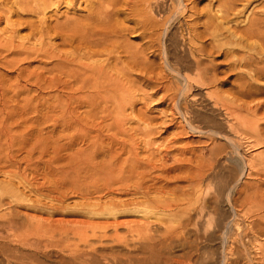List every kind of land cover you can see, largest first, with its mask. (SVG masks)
<instances>
[{"label":"bare ground","instance_id":"bare-ground-1","mask_svg":"<svg viewBox=\"0 0 264 264\" xmlns=\"http://www.w3.org/2000/svg\"><path fill=\"white\" fill-rule=\"evenodd\" d=\"M14 1H15L14 2L15 6L17 7L18 10H20V11L22 10V12L23 11L24 12L25 11L26 12L32 11V13L35 12L38 16H42V18H44V19H42V21L39 23V25H34L35 27L32 26V29L34 28L33 31L30 28L31 32H32L31 37L24 38V37L20 36L21 38L19 39V36H18V39H16V40H18V41L21 40V42H18L19 44H16L17 41L15 43H14V41H11V38H13L12 36H15V35L17 36V34H15V33H13L15 35H13L11 33L12 36H10L9 41H3L4 39L1 38L2 36L0 37L1 38L0 39V60L2 59L0 61L2 63H0V64H1V66H3V69L4 68L8 69V70L11 69L17 73V76H15L16 77L15 83L14 82L8 83L11 81V78H10V80L6 81L7 80L6 77H9L8 74L0 75V107H2L1 111L3 110L4 112L3 111L2 112L6 113L7 117L5 115L4 116L6 118H9V120H10V118H26V117H28L29 113L30 114L33 113V112H30L31 111L30 109L33 106V104L35 103V105H36V107H35L36 117L35 118H38V122H39V125L41 127H42L41 122L45 121V119L47 120V118H51L50 120L53 121V118L54 119L58 118L57 122H58L59 127H60L59 129H61V132H62V133L61 132L60 133L63 134V137H62V135L60 137H62L63 139L68 138V140H69V141H67L65 139L66 142H68V143L64 144L62 147H58V148H61V151H62L61 154H63V151L67 152V150H71V149H68L71 146H72V148H74L78 142H84V143L86 142L88 147L86 148V150L82 154L74 155V154H71L72 151H70V153H68V155L71 154L69 157L68 156L63 157V155L65 153L62 156H60V159L58 158L60 153H58V155L56 156L57 159H59L58 161H61L60 163H62V167L60 168V173H61V175H64L65 177L68 176L67 179L70 177V174L72 176V174L76 172L79 174L83 173L85 175L94 176V177H96V179H98L97 176H99L100 181L104 180L107 183L109 182L111 185L114 182L118 183L119 181H121V185H122L124 182L127 183L128 181H134L135 180V182H136V184H135L136 190H134L135 194L133 193L134 188L133 189L131 188L132 189L131 190L129 188V186L126 184L128 186L127 190L128 191L131 190L129 193L132 192L134 194L133 196H139L141 198V200L137 201L138 199L137 200L133 199L131 201H125V202H119V203L116 202L113 204L110 203L111 205H113L111 208H113L114 206H115V208L116 207H120V208L134 207V210H135V208H137L139 210H140V208L141 209L143 208L144 210H142V211L146 214H154L151 211L153 208H154V211L158 210L159 212L161 211L163 213L167 212L165 214H168V212H172L171 214H173L175 211H177L176 215L174 214L175 216H177V214H179V213H185V211L182 210L181 207H179L178 201L180 198H178V201H177V198H175L176 202L175 201L172 203H170L169 201H168L169 203L164 202L166 204H164L163 202H160V201H159V203H161V204H159V203H157V199H156L155 206L153 204L154 207H152V209L150 210V208L148 206H149V204L153 203V200L150 199V193L153 191L157 192L159 190V188H158V190H156V188L154 186L155 184L153 186L152 185L148 186V182L149 183L151 182L150 181L151 180V176H150L151 174L150 173L153 170H160V171H163V173L169 172L170 170H174V171L180 170V172L183 175V178L186 179V181L190 183V187H193L192 184H195L196 187H194L193 190L194 191H200L201 189L199 190V188L200 187L202 188L201 184L206 180V178L209 179L207 176L211 172V170H213L214 166L217 168H220V166H218V165L216 166V163L219 161L220 157H223V155L226 154L229 149H233V151H232L233 153L237 149L236 148V142H235L236 140L234 141V136H236V137L240 136V135H238L239 133L242 132V130L240 132V129H244L243 131L248 130V132L249 131L251 132V125H252L251 124V122H252L251 121V114L257 113L258 108L251 107V104H248L246 102V100L249 98L251 99V89L252 88L264 89L263 87H261L259 85H253V84H251V82L250 83H247V82L243 83L242 82L241 85L239 84L238 91L236 92L237 96H235L236 95L235 94L234 95L235 97L233 96L234 98H232L231 100H230V97H228L229 99L225 98V97L223 98L221 96L223 93L221 94L218 89H215L214 91H206L205 96L211 101L212 109L218 110V112L222 111V113H223L222 118L225 119L224 120L225 121L224 127L219 125V123H217L213 119L209 120V123H211V124L213 123L212 125H210L209 123H206V124H209V126H206V125L202 126L203 125L202 122L203 121L206 122L207 120L206 121L201 120L202 121L201 126H200V123H199V125H197L195 123V121H197V120H195V119L191 120L193 117H192V114L190 112L191 109L189 110L190 105H188V103H187L186 92L191 91L192 89L195 90V88H197V89L198 88L210 89L212 87L218 86V84L219 85L221 84L222 86H224L226 84L225 81L221 82V80L218 79L217 70L215 68H213L214 60H212V57H214L217 54H219V55L221 54V55H224L226 57L233 55L231 59H232V64L235 67H238V66L242 67L243 66L245 68H250L249 69L250 71H251V67H254V71L256 72V75L259 78L263 77L262 69L257 68L256 66L253 65V63L256 62V61H254L255 60L254 59V56H255L254 53L259 55L262 59L264 58V21L259 20V22H257V21L255 22L253 20L246 19L242 23L247 24V27L237 28L239 25L236 26L235 28L229 27V25L237 20V17L242 12H244L245 7L249 6L253 2V0H224L220 4H218L219 3L218 2L217 3L218 6H217V9L215 11V15L209 16L207 21H204V22H200L197 20H195L194 22L185 21V18H184L185 15L184 14L187 11V10H185V8L187 7L186 2H188L190 0H170L172 7L170 10H168L169 11L168 15L164 12V7L162 5L165 0H138V1H136L137 3L135 2L136 4L133 2L132 4H134V5L129 7L130 8L129 12L130 13L132 12L130 21H132L133 23L136 24L135 25L136 28H133V27L129 28V27L124 26L122 24V22H119L120 21L119 19H118V21H116L117 18L115 16H118L121 13H123L122 12L123 8H121L122 5L120 6L121 9L118 8L119 7L118 6V7L112 8L110 10L111 6H109V7L106 6V4H107L106 0H83V3H86L85 9L87 8V13H86L87 15L85 17H83V19L80 18L81 19V20L79 19L80 21H77V20L71 21V20H67L68 18H66V21L64 23L61 22L62 24H57L55 26H53L52 23L47 22L48 19L46 18L47 19L46 20L45 17H46L49 10H51V9L53 10V8L56 10L59 9L60 6L63 4L64 0H14ZM78 1L79 0H68V2H66L64 4H66V6L67 5L71 6V5L76 4ZM117 1L119 2L121 0H117ZM217 1H220V0H216L215 2H217ZM80 2H82V1H80ZM112 2H114V1H112ZM109 3L111 5V2H108V5H109ZM115 4L116 3H114L113 5H115ZM79 5L81 6L83 4L79 3ZM117 5H120V4H117ZM240 5H243V7H244L242 11L238 10L240 8L239 7ZM9 11H10V13H12L11 9ZM9 11H7V12H9ZM15 12L17 13V10ZM10 13H8V14H10ZM153 15L154 16L157 15L156 17H158L160 19L154 17ZM47 16H49V15H47ZM6 18H8V17H6ZM48 18H50V17H48ZM0 19H1V17H0ZM64 20H65V18H64ZM181 20H184V23H185L184 24V27H185L184 31L186 32L185 34H181L180 38L182 40V43L178 41V37L173 39V34L171 31V28H173L172 26L174 24L180 23ZM239 27H241V25ZM160 28H162V30H160ZM139 30H140V34L143 36V39L147 38V41L145 42L146 43L145 46L147 48V51L148 50L152 51L154 49L153 50L154 52L157 51L158 53H160V55H161L160 60H162L161 61L162 65L160 64V65L155 66L154 64L149 62L146 55H144V53H145L144 50L138 49V47L133 48L134 46L131 47L129 42L126 43L128 41L126 39V33L127 32L130 33V31L136 32ZM159 30H160V32H159ZM13 31H14V29H13ZM13 31H11V32H13ZM52 34L55 35V36L53 35L54 37H58L60 39V43H61V44H59L60 46L71 49V52L67 53V54H65L66 52H63L64 54H61V53L56 54V51L52 50V48H51L52 46L49 47L52 44L51 40H49L51 43H46L47 42L46 39H50V36ZM53 36H52V38H53ZM58 38H57V40H58ZM14 40H15V38H14ZM32 40H33V43H30V42H32ZM52 41H54V40L52 39ZM172 44H173V46H172ZM54 46H56V44ZM186 47L188 50L186 49ZM55 48L57 49V47H55ZM180 48H181V50H183V51H181L182 52L181 54L178 53ZM185 49L188 51V55H187V51ZM60 50L62 51V49H60ZM240 52L244 53L243 54L244 57L239 58L237 60L235 59L233 61V58L236 57L234 55H236ZM251 52H254V53L252 54ZM11 56H13L14 59ZM35 56H36V58L41 56L46 60L49 59V60L54 61V63H52L54 65V67L50 68V70L48 71L49 76L45 75L44 73L42 74L39 72L28 73L27 72L28 69L27 70L24 69L25 67L22 68L23 63L32 59V57L35 58ZM105 56L107 57V59L101 61V59ZM17 58L19 60H16ZM20 58H22V59H20ZM40 58H39V60H40ZM32 61L34 62L33 59H32ZM32 61H31V63H32ZM152 62H154V61H152ZM254 71H252L253 74L255 73ZM10 72H12V71H10ZM133 72L134 73L135 72L140 73L141 74L140 77H138V79L134 78L135 80L134 79L131 80V77L133 76ZM239 75H241V74H239ZM256 75H254V76H256ZM46 76H48V77H46ZM134 76H136V74ZM244 76H246V75L244 74ZM172 78H175L178 80V84L176 82L177 85H175V87L173 86L174 84L172 85V82H174L175 79H173L174 81H171ZM259 78H258V80H259ZM144 84H148V86L154 85L157 89L156 93L159 94V92H161L160 94H162V96L159 95V99L161 101L159 99H157V100H159L162 104H168L167 105L168 106L167 111L165 110L166 112H163L161 114V115H163V117L162 116L161 117L165 119V121H162V122H164L163 125H165L166 122L169 123L168 126L166 124L167 128L165 126H164V128H166L167 130L174 128V129H172V130H174V134H172V135H176L175 137H178V139H179V137L181 139L184 135L186 136V135L190 134L189 136H191V134L192 135L196 134L198 138H200V139L204 138V139L208 140V143H205L206 147H204L202 150L198 151L197 155L193 154L194 156L192 155L193 156L192 158L189 156L191 159H188V162H189L188 164H185V162H184L185 165L180 164L183 161V160H181V156H180V158L179 157L174 158V163L176 165L174 167L171 166L172 168H170V170L167 169L168 168L167 163H168L169 157L172 155V153L166 151L165 153L164 152L161 153V155L159 154L161 152L162 147H163L161 144L162 142H160V144H161L160 148L161 149H160V151H158L159 153H157L159 155L158 156L159 158L157 157L158 159L155 160V161L159 162V163L157 162L158 165L156 164V162L154 163V161H152L151 159L148 161L145 160V159H149V158H145L144 160H141L142 158L139 159L138 150H139L140 144L138 143V141L139 140L142 141L143 139L144 140L148 139L145 141L143 140L144 142H142V145H143V143H145L146 145H148V147L156 141V140L155 141L153 140L154 141L153 142L151 140L153 142V143H151L149 140L151 135H153V133H154L153 130H154L156 125H153L152 124L153 120L149 119L150 117H147L149 115V114L146 115V112H147L146 109L147 108L144 111L145 113H142L143 111H141L139 114L135 113V110H137L135 108V105L137 103V101L135 100V93L141 92L139 90L142 88V86ZM45 87H47V88H45ZM233 87L234 86H232V88ZM33 88L36 89L35 90L36 95L34 92L33 93L31 92V90ZM48 88L54 89V91H55V88L59 89V93L55 97L58 104L56 105V107H55V104L53 107L51 105L52 109L53 108L54 109L51 110V108H50L51 111L49 113L47 112L45 114L44 110H43L44 105H45V103H47L48 105L50 104V101H49V103L47 102L48 101L47 99L49 98V96L46 99L45 94H44V90H47ZM45 92H47V91H45ZM223 92H224V90H223ZM56 93H50V94L55 95ZM225 93H226V91H225ZM31 94H33L34 96H32ZM139 94H141V93H139ZM143 94H141V95H143ZM23 95L24 96L26 95V97H23ZM141 95H140V97H141ZM187 95H189V94H187ZM142 97H143L142 99H144V97L148 98L150 96H142ZM189 97H190V95H189ZM206 97H204V98H206ZM51 98L52 97H50L49 99H51ZM136 99H138V98H136ZM142 99H140L141 102L143 101ZM195 99L197 102L196 95L194 96V100ZM199 99H200V97H199ZM145 102H144V104H145ZM199 102H201V101H199ZM137 106H138V104H137ZM143 106L147 107L148 104H147V106L146 105H143ZM49 107H50V105H49ZM46 108L47 107H45V109ZM80 109H83V110L85 109L84 111H80L81 113L84 112V116L82 115L83 113L81 114L79 112ZM128 110H131V114H133L132 112L135 113L134 117H132V118H135V116L137 117V115H139L138 116L139 120H137V121H139L140 124L142 122V124L145 126H141L140 124L138 126L143 127V128L138 129V126L136 128V127H134L135 125H133V126L131 125V122L128 119L129 116L127 115ZM138 111H140V110H138ZM254 115L256 116V114H254ZM2 116L3 115H1V117ZM161 117H160V119H161ZM28 118H30V116ZM43 118H45V119L43 120ZM222 118L221 119L219 118V119L222 120ZM200 119H203V118L200 117ZM217 119H218V117H217ZM131 120H133V119H131ZM135 120H136V118L134 119V121ZM161 120H163V119H161ZM34 121H36V120L34 119ZM48 122H50V121H48ZM129 122H130V124H129ZM153 122H155V121H153ZM1 123L2 122H0V124ZM29 123H30V121H29ZM43 123L46 124V122H43ZM132 123H134V122L132 121ZM21 124H23V123H21ZM36 124H35V126H36ZM134 124H136V123H134ZM23 125H25V124H23ZM128 125H131L132 128H130ZM151 125L154 126V128ZM14 126H15V124H14ZM14 126H12V127L14 128ZM25 126H27V125H25ZM56 126H58V125H56ZM21 127H18V128H21ZM133 127H134V129H133ZM161 127H163V126H161ZM0 128L2 129V127H0ZM25 128H27V127H25ZM25 128H24V130H25ZM4 129L5 128H3V131H0V177L2 176L6 180L7 183H5L4 185L0 184V210L2 208L3 209L6 208L5 210L8 209L7 210L8 213L5 212L4 215H1L3 212V209H2V212L0 211L1 212V214H0L1 215L0 216V232H2L5 235L4 238L9 241L11 236H12L13 231H15L14 229H15V224H16L14 219H13L14 209H12V208L13 207L15 208V206L17 207L18 203H20L23 199V198L21 199L22 196H21L20 192L18 191L19 187L17 188V186H19V185L16 186L15 185L16 183L14 184L13 180L9 181V179L17 178V180L19 179L18 180L19 182L21 181L20 184H27L28 183L26 180L27 177H25V174L23 173L24 174L23 175L21 173L22 172L21 171L22 166H18L17 161L19 159L18 160L16 159V155L14 153L15 151L13 152V148H14V146H15V148H17V145L19 144L18 148L20 150H26V148L28 146L27 145L28 142L26 140L24 141L22 139L19 140L17 138V136H14V135H13V137L9 138V134L12 130L11 131L10 130L4 131ZM43 129H46V127ZM24 130H23V128L21 129V131H24ZM53 130H54V128H53ZM13 131H14V129H13ZM33 131H34V129H33ZM46 131H48V130H46ZM20 132H18V133H20ZM37 132H39V130ZM41 132H42V129L40 128L39 138H37L39 140L38 141L39 143L37 142L38 143L37 145H40V146H38L39 147L38 151L43 149L42 146H44V145H42V141H43V138H45V137H43L45 134L42 136V134L40 135ZM69 132H72V133L70 134ZM103 132H107V134H109V135H107V134L104 135ZM43 133H45L44 130H43ZM66 133H67V135H65ZM68 133L70 134V136L68 135ZM94 133H96L95 136H93ZM102 133L104 135V139H105V137L108 136L106 138L109 141V143H108L109 147L108 148L106 147V145L104 146L105 143L107 144V141L106 142H100L99 141V139L103 136ZM11 134H12V132H11ZM247 134H249V133H247ZM58 135H59V133L57 134V136ZM140 135L144 137V138L140 137L142 140L139 138ZM37 136H38V134H37ZM37 136H35V137H37ZM46 136H47V134H46ZM185 136H184V138H185ZM245 136H247V135H245ZM249 136H251V135H249ZM25 137H26V135H25ZM137 137L139 138V140ZM48 138H46L47 140L45 139L46 143H49V142H47V141H49ZM120 138H122V139H120ZM8 139L10 140L9 142L7 141ZM49 139L51 141V138H49ZM52 139H55L57 143L59 142V141H57L58 139H56V135ZM154 139H155V137H154ZM4 140H6V141H4ZM30 140H32V139H30ZM53 141H51V142L53 143ZM64 141H62V142L64 143ZM170 141L168 139V140H166V143L170 144ZM33 142H36V141H33ZM156 142H155V145H159L158 144L159 142L157 144H156ZM171 142H173V141H171ZM43 143H44V141H43ZM54 143H55V141H54ZM163 143H164V141H163ZM29 145H31V142ZM50 145H52V144H50ZM155 145H152V146L155 147ZM77 146H78V144H77ZM166 146H167V144H166ZM48 147H49V144H48ZM52 147H53V145H52ZM141 147L144 148L143 146H141ZM146 148H147V146H146ZM10 149H11V151H10ZM51 149H53L52 151L55 150L54 148H51ZM20 150H18V152H21ZM44 150H46V149H43V151ZM147 150H148V148H147ZM49 151H51V150H49ZM56 151H58V149H56ZM145 152L148 153V151H146V150H145ZM153 152H155V151H152V153ZM156 152H157V150H156ZM196 152L194 151V153H196ZM199 152H200V154H199ZM38 153L42 154L43 152L42 153L38 152ZM54 153H55V151H54ZM54 153H52V156L54 155ZM155 153H153V156ZM16 154H17V151H16ZM49 154H51V153H49ZM176 154H178V153H176ZM207 155H208V157H207ZM234 155L237 158V151H235ZM49 156H48L50 158L49 160H51L52 156L51 155H49ZM44 157H47V155L45 154ZM100 157H103L105 159L108 158V160L103 159L104 162H102V160L99 159ZM232 157H233V155H232ZM29 158H31V157L29 156ZM97 158L100 160L101 163L97 164V162H95V160ZM183 159H185V157ZM242 159L245 160L246 158H242ZM22 160H23V158H22ZM44 160H46V158ZM35 161L37 163V160H35ZM48 161H44V162L48 163ZM55 161L57 164L59 163V162H57L56 158H55ZM55 161H51L52 164ZM64 161L67 163L65 164ZM231 161L233 162V160H231ZM237 161L239 162L240 160H237ZM247 162H249V161H247ZM56 163H54V166ZM219 163H221V162H219ZM219 163H217V164H219ZM40 164H42L41 161L38 164V167ZM57 164H56V166H57ZM226 164L231 165L230 162L228 164V161L226 162ZM47 165H49V164H47ZM221 166H222V164H221ZM23 167H24V165H23ZM34 167L35 166H33V165H27L26 164V166L24 168H25V171L27 172L28 170H31V171L34 170V169H32ZM46 167L49 168L48 166H46ZM139 168L140 169L145 168L144 169L145 171H146V168H148L151 171H147V172L144 171L145 173L144 172L138 173L137 170ZM216 169H214V170H216ZM218 170H220V169H218ZM242 170H244V169H242ZM58 171H59V168H58ZM42 172H43V166H42ZM55 172H57V171H55ZM51 173H52V170H51ZM60 173L57 172V174H59V175H60ZM26 174L28 175V173H26ZM161 174H162V172H161ZM168 174H166V176H168ZM40 175H42V174H40ZM34 176H35V173H34ZM161 176H164V175H161ZM77 177L79 178V175ZM152 177H153V175H152ZM176 177H175L176 179L179 178L178 175ZM32 178H33V176H32ZM74 178L75 177H73V179H72L73 182H74ZM80 178H81V176H80ZM148 178H150V180L147 181ZM160 178H162V177H160ZM168 178H170V180L172 179L171 176ZM180 178L182 179V177H180ZM62 179L63 178L61 177L60 180H62ZM17 180L15 179V181H17ZM64 180H66V179H64ZM76 180H77V178H76ZM90 180L91 179H89L88 181L90 182ZM92 180H94V179H92ZM154 180L155 179L153 177V179H152L153 183H154ZM37 181H36V183H37ZM66 181H68V180H66ZM86 181H87V178H86ZM69 182H70V180H69ZM73 182H70V183H73ZM77 182H78V180H77ZM70 183L68 185H70ZM101 183H102V181H101ZM74 184L75 183H73L71 185L73 186ZM79 184H81V183H79ZM97 184H99V183H97ZM128 184H130V183H128ZM207 184H209V182ZM105 185H106V183L104 185L102 184V187ZM76 186H77V183L74 187H76ZM114 186H115V183H114ZM124 186H125V183H124ZM107 187L110 188V185L109 186L107 185ZM107 187H105L106 190H107ZM132 187H134V186L132 185ZM52 188H54V187H52ZM105 188H103V190ZM121 188H123V187L121 186ZM36 189L32 188L30 190V192L35 191V194H37ZM20 190H23V189H20ZM27 190H26V192H27ZM57 190H59V189H57ZM110 190H112V189H110ZM79 191H81L83 194V191H85V190L82 191L80 189ZM99 191H97V192L99 193ZM107 191H109V190H107ZM115 191H116V188H115ZM23 192H25V189ZM112 192L114 193V191H112ZM112 192H111V194H112ZM174 192H175V190H173L172 193H174ZM126 193H128V192H126ZM159 193L161 194V192H159ZM169 193H170V190H169ZM180 193H181L180 194L181 197H183V198L184 197H191L190 195L192 194V193H190V191H186V190H183ZM195 193H197V192H195ZM24 198H28V197L24 196ZM145 205H147V206H145ZM110 210H112V209H110ZM113 211H111V212L113 213ZM122 211H123V209H122ZM192 211H194V209ZM187 212H188V209H187ZM139 213L142 214L141 211ZM163 213H162V215H163ZM191 214H193V213H191ZM199 215H201V214H199ZM166 216H168V215H166ZM172 218H174V217H172ZM185 218L187 220V218H189V217H185ZM176 219L178 220V217ZM188 220H190V218ZM202 221H203V219H202ZM182 222H183V220H182ZM173 223H175V222L173 221ZM179 224L181 225L182 223L180 222ZM145 227L142 229L144 230ZM229 227H231V226H228L227 228H229ZM171 229H173V228H171ZM220 229H222V228L220 227ZM148 231H150V230L149 229L146 230L145 233ZM138 234H142V233H140V231H138ZM243 234H244V232H243ZM12 237H14V236H12ZM209 237H208V239H209ZM80 240L86 241V240H88V238L85 237L84 235H81ZM210 240L215 241L217 239L215 237V239H210ZM79 252L80 251H78V253ZM78 255L75 254V260L77 261V263L79 262L80 264H82L83 262H85L84 259L86 260V258L80 254H78ZM131 258H133V257H131ZM128 259H130V258L128 257ZM134 259L135 258L131 259L132 262ZM137 260L138 259H136V261ZM128 261L129 260H127V263L129 264L131 261L130 262H128ZM136 261L134 260V263H136ZM139 261L140 260L137 261L138 264H139ZM222 262H223V260H222ZM246 262L248 263V260ZM127 263H125V264H127ZM122 264H123V262H122Z\"/></svg>","mask_w":264,"mask_h":264},{"label":"rangeland","instance_id":"rangeland-1","mask_svg":"<svg viewBox=\"0 0 264 264\" xmlns=\"http://www.w3.org/2000/svg\"><path fill=\"white\" fill-rule=\"evenodd\" d=\"M80 1H82V2H80ZM107 1L108 0H106L107 4L106 3L105 4L107 7L111 6L110 10L112 8L118 7V6H119L118 8H120V6L122 5L121 8H123L122 9L123 13H121L118 16H115L117 19L114 17L116 19V21H118V19H119L120 20L119 22H122V24L124 26L129 27V28H132V27L136 28L135 27L136 24L133 23L132 21H130L132 12L131 13L129 12V10H130L129 7L134 5V4H132L133 2L135 3L138 0H121L119 2L117 0H111V1L109 0L108 2H111V5H110V3L108 5ZM112 1H114V2H112ZM167 1L168 0H165L162 5L164 7V12L168 15V12H169L168 10L171 9L172 5H171L170 0L168 2ZM215 1L216 0H190V1L186 2L187 7L185 8V10H187V11L184 14L185 15L184 16L185 21H189V22H194L195 20L200 21V22L207 21L209 16L215 15V11L217 9L218 4H220L224 0H222V1L220 0L217 2H215ZM14 2H15L14 0H0V17H1V19H0L1 20L0 21V37L2 36L1 38L4 39V40L2 39L3 41H9L10 36H12V34L15 33V34H17V36L15 34H13L15 36H12L13 38H11V41H14V43L17 41L16 44H19L18 42H21V40H19V41L16 40V39H18V36H19V39L21 37H24V38L31 37L32 26L39 25V23L44 18H42V16H38L35 12L32 13V11L31 12L30 11H27V12L23 11L22 12V10L21 11L18 10L17 7L15 6ZM66 2H68V0H64L63 4L57 10L53 8V10L51 9L48 11L47 15H49V16L46 15V17H45V19L46 18L48 19V20L46 19L47 22H50V23H52L53 26H55L57 24H62L61 22L64 23L66 21V18H68L67 20H71V21H74V20L80 21L81 19H83V17H85L87 15L86 14L87 8L85 9L86 3H83V0H79L76 4L71 5V6H68V5L66 6V4H64ZM79 3H81L83 5L80 6ZM112 3L113 4L116 3V4L113 5ZM117 4H120V5H117ZM239 7L240 8L238 10H240V11H242L244 8L243 5H240ZM9 8L11 9L12 13H10ZM16 10H17L18 14L15 12ZM7 11H9V12H7ZM8 13H10V14H8ZM263 14H264V0H253V2L249 6L245 7L244 12H242L237 17V20L229 25V27L235 28L238 25L239 26L241 25V27L238 26L237 28L247 27V24L242 23L246 19H250V20H253L255 22L256 21L259 22V20L264 21V15ZM156 16H154V17H156ZM6 17H8V18H6ZM48 17H50V18H48ZM64 18H65V20H64ZM156 18H158V17H156ZM158 19H160V18H158ZM184 24H185L184 20H181L180 23L174 24L172 26L173 28H171V31L173 34V39L178 37V41L181 43H182V40L180 38L181 34L186 33L184 31L185 30ZM13 29H14V31H13ZM33 29H32V31H33ZM160 30H162V28H160ZM160 30H159V32H160ZM11 31H13V32H11ZM53 35L54 34H52L50 36V39H46L47 40L46 43L52 42V44L49 47L52 46L51 48H52V50L56 51V54H60V53L64 54L63 52H66L65 54L70 53L71 49L60 46L59 45V44H61L60 39L58 37H54L55 35L54 36ZM52 36H53V38H52ZM14 38H15V40H14ZM57 38H58V40H57ZM52 39L54 41H52ZM126 39L128 40L126 43L129 42L131 47L134 46L133 48L138 47V49L144 50V52H145L144 55H146L149 62H151L155 66L161 64L162 60H160L161 59L160 53H158L157 51L154 52L153 51L154 49L152 51L151 50L147 51V48L145 46L146 45L145 42L147 41V38L143 39V36L140 34V30L136 31V32L130 31V33L127 32L126 33ZM49 40H51V42ZM30 43H33V40ZM55 44H56V46H54ZM172 46H173V44H172ZM55 47H57V49ZM60 49H62V51ZM186 49H187V47H186ZM181 51H183V50H181V48H180L178 53L181 54L182 53ZM251 53L253 54L254 52H251ZM243 54L244 53L240 52V53L234 55L236 57L233 58V61L235 59L237 60L239 58H243L244 57ZM254 54H255V56H254L255 60L254 61H256V62L253 61L254 62L253 65L259 69H262V71H263V77L262 78H259L256 75V72L254 71V67H251V71L249 70L250 68H245L243 66L242 67L241 66L235 67L232 64V59H231L233 55L226 57L224 55L217 54L214 57H212V60H214L213 68H215L217 70L218 79H220L221 82L225 81L226 84L224 86H222L221 84L220 85L218 84V86L212 87L210 89H206V88H198L197 89V88H195V90L192 89L191 91L186 92L187 103H188V105H190L189 110L191 109L190 112H191L192 117H193L191 120H193V119L197 120V121H195V123L197 125H199V123H200V126L202 124H203L202 126H205V125L209 126V124L210 125L213 124V123L212 124L209 123V120L213 119L217 123H219V125L224 127V124H225L224 120L225 119L222 118L223 113H222V111L218 112V110L212 109L211 101L205 96L206 91H214L215 89H218L221 94L223 93L222 95L220 94L223 98L224 97L225 98L230 97V100H231L232 98L237 96L236 92L238 91L239 84L241 85L242 82L243 83L244 82H247V83L251 82V84H253V85H259V86L264 88V58L262 59L256 53H254ZM187 55H188V51H187ZM11 57L13 58V56H11ZM40 57L41 56L37 57L38 59L36 58V56H35V58L32 57L34 62L32 61V59H30V60L26 61L25 63H23L22 68L25 67L24 69H26V70L28 69V71H27L28 73L39 72V73H42V74L44 73L45 75H48V71L50 70V68L54 67V65L52 64V63H54V61L49 60V59L46 60L43 57H41V58ZM39 58H40V60H39ZM103 58L101 59V61L107 59L106 56ZM20 59H22V58H20ZM16 60H19V59L17 58ZM31 61H32V63H31ZM152 61H154V62H152ZM0 63H2V62H0ZM10 71H12V72H10ZM252 71H254L255 73L253 74ZM4 74L9 75V77H6V79H7L6 81L10 80V78H11L12 82L10 81L8 83H13V82L15 83L16 82L15 76H17V73L11 69L10 70L5 69V68L3 69V66H1V64H0V75H4ZM135 74L137 77L134 76ZM239 74H241V75H239ZM244 74L246 76H244ZM140 75L141 74L138 72L137 73L133 72V76L131 77V80H133L134 78L138 79V77H140ZM254 75H256V76H254ZM48 76H46V77H48ZM258 78H259V80H258ZM173 79H175V78H172L171 81H174ZM176 80L177 79H175V81L172 82V85L174 84L173 85L174 87H175V85L178 84V80L177 81ZM176 82H177V84H176ZM232 86H234V87L232 88ZM45 88H47V87H45ZM33 89L31 90V92L35 93L36 89L35 88H33ZM156 90L157 89L154 85L148 86V84H144L142 86V88L139 90L141 92L135 93V100L137 101V103L135 105V108L137 110H135V113L139 114L141 111H143L142 113H145L144 112L145 109L146 108L148 109V110L146 109V111H147L146 115L149 114L147 117H150L149 119H152L153 121H155V122L152 121V124L156 125L155 128H154V126L151 125L154 128L153 132L155 134L153 133V135H151L152 138L150 137L151 139L149 138V140L151 143H153L155 140L157 141V142L155 141L156 144L159 142L158 143L159 145H155V142L152 144V145H155V147H153L152 145H150L151 147L150 146L148 147V145H146L145 143H143V145H142V142H144L145 140H148V139H145V140L143 139L144 140L143 141L141 139L143 136L140 135L139 138L141 137L140 139L142 140V141H140L139 138L137 137L139 140L138 143L140 144L139 150H138L139 159L142 158L141 160H144L145 158H149V159H145V160L148 161L151 159L152 161H154V163L156 162V164L158 165L159 162L155 161V160L159 158L158 157L159 155L157 153H159L158 151H160V149H161L160 147L162 144L163 150L161 149V152L159 153L160 155H161V153H163V152L165 153L166 151L172 153V155L169 157V161L167 163V167H168L167 169L170 170V168H172L176 165L174 163V158H178V157L180 158V156H181V160H183V161L180 164H182V165L188 164L189 163L188 159H191L194 156L193 154L197 155L198 151H200L204 147H206L205 143H208V140L204 139V138L200 139L197 137L196 134H193V135L191 134V136H189L190 134L186 135V136L184 135L185 138L183 136L181 139H180V137H179V139H178V137H175L176 135H172V134H174V130H172L174 128L167 130L166 124L168 126L169 123L166 122V124L163 125L164 122H162V121H165V119L162 118L163 115H161L163 112L167 111V108H168L167 105L168 104H162L160 102L161 100L159 99V95L162 96V94H160L161 92H159V94H157ZM223 90H224V92H223ZM45 91H47V92H45ZM225 91H226V93H225ZM50 93H56V94L54 95V94H50ZM58 93H59V89H56V88H55V91H54V89H49V88L47 90H44V94H45L46 99L48 98V96H49V98L52 97L51 98L52 100L49 98L47 99L48 103L50 101V104H49L50 107L47 103H45V105H44L43 110H44L45 114L47 112L49 113L51 110L54 109V108L52 109L54 104H55V107L58 104V102L55 99V97ZM139 93H141V94L144 93V94L141 95ZM187 94H189L190 97ZM31 95L34 96L33 94H31ZM35 95H36V93H35ZM140 95H141V97H140ZM195 95L197 97V102H196V99L194 100ZM142 96H150V97H148V98L144 97V99H142L143 98ZM23 97H26V95L25 96L23 95ZM199 97H200V99H199ZM204 97H206V98H204ZM136 98H138L139 100ZM140 99H142L143 101L145 100L146 101V102L144 101L145 104L143 101L141 102ZM157 99H159L160 101ZM199 101H201V102H199ZM246 102L248 104H251V107L258 108L257 113L251 114V121H252L251 122V124H252L251 125V132L250 131L248 132V130L243 131L244 129H240V132L242 130V132L244 134L241 132L238 134L240 136H238V137L234 136V141L236 140L235 142H236V148L237 149L235 151H237V158L234 155L235 151H234V153L232 152L233 149H229L228 152L223 155V157H220V159L217 163H219V162H221V163H219V164L216 163V166L218 165V166H220V168H217L214 166L213 170L216 168L217 169L214 171L211 170V172L207 176L209 179L206 178V180L201 184L202 188L201 187L199 188V190L201 189L200 191H194L193 190V188L196 187L195 184H192L193 187H190V183L187 182L186 179L183 178V175L180 172V170L179 171L178 170H175V171L170 170L169 172H166V173L165 172L163 173V171H160V170L151 171L148 168H146V171L144 170L145 168H141L142 170L139 168L137 170L138 173H141V172L143 173L144 171L145 172L151 171V173H150L151 174L150 175L151 180H150V178H148L147 181L150 180L152 182L153 177L155 180H154V183L152 182L153 184L151 182H150L151 184L148 182V186H151V185L153 186L155 184L154 186H155L156 190H158V188H159V190L157 192L153 191L150 193V199L153 200V203H151L152 205L149 204V206H148L150 208V210L152 209V207L155 206L156 199H157V203H159V201L163 202V203L164 202L172 203L176 200L175 198H177V201H178V198H180L179 199L180 202L178 201V204H179V207H181V209L185 211V213H179V214H177V216H175L177 211H175V212L173 211L174 212L173 214H171L172 212H168V214H165L167 212L163 213L160 211L161 212L160 213L158 210L154 211V208L151 210L154 214L144 213L142 211V210H144L143 208L142 209L140 208V210L137 208H135V210H134V207H130V208L116 207L115 208V206H114L113 207L114 209L111 208L113 206L111 204L116 203V202L119 203V202L131 201L133 199L134 200L138 199L137 201L141 200V198L139 196H133L135 194L134 190H136L135 189V184H136L135 180L134 181H128L127 183L124 182L125 186H124V183L121 185V181L118 182L119 184L117 182H114L115 183V186H114V183H112V185H111L109 182L107 183L104 180H101L102 181V183H101L99 176H97L98 179H96V177H94V176L85 175L83 173L79 174L76 172L73 173L72 176L70 174L71 178L69 177L67 179L68 176L65 177L64 175H61V173H60V168L62 167V163H60L61 161H58L60 159V156H62L64 153L66 155L64 154L63 157H66V156L69 157L71 154H74V155L82 154L86 150V148L88 147L87 143L86 142L85 143L84 142H78L77 143L78 146H77V144L75 145L74 148H72V146H71L70 148H68L71 150H67V152L63 151V154H61L62 153L61 148H58V147H62L64 144L68 143V142H66V140L67 141H69V140H68V138L67 139L62 138L63 134H61L62 133L61 129H59L60 127H59V124L57 122L58 118H55V119L53 118V121L50 120L51 118H47V120L50 122H48L45 118H43V120L45 119V121L41 122V125H42V127H41L39 125L38 118H35L36 117V109H35L36 105H35V103L33 104V106L30 109L31 110L30 112H33L31 114L29 113L28 117L30 116V118H28V117H26V118H10V120H9V118H6L7 117L6 113H3L4 112L3 110H2L3 112L1 111L2 107H0V122L3 123V124L2 123L0 124V127H2V129L0 128V131H3V128H5L4 131L5 130H8V131L12 130L11 131L12 134L10 132L9 138L13 137V135H14V136H17V138L19 140L22 139V140H24V141L26 140L28 142V144H27L28 146H27L26 150H20L18 148L19 144L17 145V148H15V146L13 148V152L15 151L14 153L16 155V159L20 160V161L19 160L17 161L18 166H22V168H21L22 172L21 173L25 174V177H27L26 180L28 183L27 184H20L21 181L19 182L18 181L19 179L17 180V178L9 179V181L13 180L14 184L16 183L15 184L16 186L19 185V186H17V188L19 187L18 191L20 192V194L22 196L21 199L23 198L24 200L25 199L26 200L24 201L22 199V201L20 203H18L17 207L15 206V208L14 207L12 208V209H14L13 219L16 223L15 229H14L15 231H13V233H12V236H14V237L11 236L10 240L8 241L4 238L5 235L2 232H0V264H80L79 262L77 263V261L75 260V254H77V255L80 254L86 258V260L84 259V261L86 262V263L83 262L84 264H116V263L122 264V262H123V264H125V263H127V260H129L128 262L131 261L129 264H132V263L138 264V262H137L138 260L141 261V262L139 261V264H236L237 262H238L237 264H244V263L245 264H250V263L251 264H264V259H263L264 258V89L252 88L251 89V99L250 98L247 99ZM137 104H138V106H137ZM147 104H148V106H147ZM51 105H52V107H51ZM143 105H146L147 107H145ZM45 107H47V108L45 109ZM50 108H51V110H50ZM84 110L80 109L79 112L84 111ZM138 110H140V111H138ZM82 113L81 114L84 116V112H82ZM132 113L133 114H131V110H128V112H127V115L129 116L128 119L130 120L131 125L132 126L135 125L134 127L137 128V126L140 124V122L137 121V120H139V118H138L139 115H137V117L135 116L136 120L134 121L135 118H132V117H134L135 113L134 112H132ZM254 114H256V116ZM1 115H3L2 116L3 118L1 117ZM160 117L163 120H161ZM200 117H202L203 119H200ZM217 117H218V119H217ZM219 118L220 119L222 118V120H220ZM34 119L36 121H34ZM131 119H133V120H131ZM28 120L30 121V123ZM201 120L202 121L207 120V121L202 122ZM11 121L12 122L14 121V122L12 123ZM132 121L136 124L132 123ZM43 122H46V124ZM130 122H129V124H130ZM201 122H202V124H201ZM21 123H23L27 126H25ZM206 123H209V124H206ZM14 124H15V126H14ZM35 124H36V126H35ZM54 125L55 126L58 125V126L55 127ZM131 125H128V126L130 128H132ZM140 125L145 126L142 124V122ZM12 126H14V128ZM161 126H163V127H161ZM164 126L166 128H164ZM18 127H21V128H18ZM25 127H27V128H25ZM45 127H46V129H43ZM134 127H133V129H134ZM22 128H23V130L25 128V130L21 131ZM40 128L42 129V132L40 133V135L42 134V136H43L45 134L43 136V137H45V138H43L44 143L42 141V145H44V146H42V147H43V149H46L47 151L46 150L43 151V149L38 151L39 150L38 146H40V145H37L39 143L38 142L39 140L37 138H39ZM49 128L50 129L52 128V129L50 130ZM53 128H54V130H53ZM140 128H143V127L138 126V129H140ZM13 129H14V131H13ZM33 129H34V131H33ZM27 130L28 131L30 130V131L28 132ZM38 130H39V132H37ZM43 130L45 131V133H43ZM46 130H48V131H46ZM18 132H20L21 134ZM57 132L59 133L58 136H57V134H58ZM69 133L71 134L72 132H69ZM69 133H68V135L70 136ZM103 133H104V135L107 134V132H103ZM103 133H102V135H103ZM247 133H249V134H247ZM37 134H38V136H37ZM46 134H47V136H46ZM25 135H26V137H25ZM55 135H56V139H58L57 141H59L58 143L56 142L55 139H52L55 137ZM61 135H62V137H60ZM65 135H67V133ZM95 135H96V133L93 134V136H95ZM104 135L99 139V141L100 142H106L107 141V144L105 143L104 146L106 145V147L108 148L109 147V145H108L109 141H108V139H106L108 136L105 137V139H104ZM107 135H109V134H107ZM245 135H247V136H245ZM249 135H251V136H249ZM35 136H37V137H35ZM48 137L51 138V141L54 140L55 143H54V141L52 143ZM154 137H155V139H154ZM46 138H48L49 141H47V142H49V143H46V141H45ZM30 139H32L33 141H36V142H33ZM120 139H122V138H120ZM168 139H169V141L171 140L173 142L170 141V144L166 143V140H168ZM151 140L152 141L154 140V141L152 142ZM4 141H6V140H4ZM7 141L9 142L10 140L8 139ZM29 141L31 142V145H29L30 144ZM62 141H64V143ZM163 141H164V143H163ZM160 142H162V143L160 144ZM165 143L167 144V146ZM48 144H49V147H48ZM50 144H52L53 147ZM144 144L147 146L148 150ZM141 146H143L144 148H142ZM51 148L55 149L54 150L55 153H54V151H52L53 149H51ZM48 149L51 151H49ZM56 149H58V151H56ZM144 149L146 151H148V153L145 152ZM18 150H20L21 152H18ZM156 150H157V152H156ZM10 151H11V149H10ZM16 151H17V154H16ZM45 151L47 153L48 152L51 153V154L48 153L51 156H52V153H54V155H53L54 157L52 156L53 160L52 159L49 160L50 156ZM70 151H72V152H71V154L68 155V153H70ZM152 151L156 152V153L153 152V153H155L154 156L156 158L153 156ZM194 151L195 152L197 151V152L194 153ZM38 152L42 153L43 155L39 154ZM58 153L61 154V155L59 154V156H58L59 159H57V157H56L58 155ZM176 153H178V154H176ZM45 154L47 155V157H44ZM199 154H200V152H199ZM28 155L31 158H29ZM232 155H233V157H232ZM182 157L183 158L185 157V159L187 161L185 159H183ZM207 157H208V155H207ZM22 158H23V160L24 159L25 160L23 161ZM45 158H46V160H44ZM55 158H56L57 162H59L58 164L56 163ZM242 158H246V159L244 160ZM99 159H101L102 162H104L103 159L108 160V158L105 159L103 157H100ZM99 159L97 158L95 160V162H97V164L101 163ZM35 160H37L38 164L41 161L42 164H40L38 167V164L36 163ZM231 160H233L234 163ZM237 160H240V161L238 162ZM44 161H48V163L44 162ZM51 161H55L54 163H56L57 166H56V164L54 166V163L52 164ZM225 161L226 162L228 161V164L230 162L231 165H227ZM247 161H249V162H247ZM184 162H185V164H184ZM64 163L66 164L67 162L64 161ZM26 164L35 166L34 168H32L34 170H32V171L28 170L26 172L25 168H24L26 166ZM47 164H49V165H47ZM221 164H222V166H221ZM23 165H24V167H23ZM41 165L43 166V172H42V166ZM46 166H48L49 168H47ZM58 168H59V171H58ZM218 169H220V170H218ZM242 169H244V170H242ZM51 170H52V173H51ZM55 171L60 173V175L57 174V172H55ZM161 172H162V174H161ZM26 173H28V175ZM34 173H35V176H34ZM40 174H42V175H40ZM166 174H168V176H166ZM78 175H79V178L77 177ZM152 175H153V177H152ZM161 175H164L165 177L161 176ZM175 175L176 176L178 175L179 178L176 179L177 177ZM32 176H33V178H32ZM80 176L82 179L80 178ZM170 176L172 178L171 180H170V178H168ZM61 177L63 178L62 180H60ZM73 177H75L74 182L72 180ZM160 177H162V178H160ZM180 177H182V179ZM2 178L3 177L1 176L0 177V184L4 185L7 182L4 178L3 179ZM76 178H77L78 182H77ZM86 178H87V181H86ZM15 179L17 181H15ZM44 179L45 180L47 179V180L45 181ZM64 179H66L68 181H66ZM89 179H91L90 182L88 181ZM92 179H94V180H92ZM69 180H70V182H73L75 184L72 186L71 184H73V183H70ZM36 181H37V183H36ZM208 182H209V184H207ZM69 183H70V185H68ZM76 183H77V186L74 187L76 185ZM79 183H81V184H79ZM97 183H99V184H97ZM105 183H106V185L102 187V184L104 185ZM128 183H130V184H128ZM126 184L129 186L130 189L134 188L133 189L134 194L132 192L129 193L132 189L128 191L127 190L128 186ZM107 185L108 186L110 185V188L107 187ZM132 185L134 187H132ZM121 186L123 188L124 187L125 188L123 189V188H121ZM52 187H54V188H52ZM105 187H107V190H109V191H107ZM32 188H35V189L37 188L36 189L37 194H35V191L30 192V190ZM56 188L59 189L61 192L59 190H57ZM103 188H105V189L103 190ZM115 188H116V191H115ZM20 189H23V190H20ZM24 189H25V192H23ZM80 189L82 191L85 190V191H83V194L81 191H79ZM110 189H112V190H110ZM26 190H27V192H26ZM96 190L97 191L100 190L99 193ZM169 190H170V193H169ZM173 190H175V192H174L175 194L172 193ZM183 190L190 191V193H192L193 195L191 194L190 195L191 197H184L183 198L180 195L181 194L180 192H182ZM112 191H114V193ZM111 192H112V194H111ZM126 192H128V193H126ZM159 192H161V194ZM195 192H197V193H195ZM24 196L28 197V198H24ZM166 203H164V204H166ZM153 204H154V206H153ZM159 204H161V203H159ZM145 206H147V205H145ZM186 208L188 209V212H187ZM2 209L0 210L1 212H2ZM5 209L6 208L3 209L2 214L0 212L1 215H4L5 212L8 213L7 212L8 209L7 210H5ZM110 209H112V210H110ZM122 209H123V211H122ZM193 209H194V211H192ZM111 211H113V213ZM140 211H141V213L143 212L144 214L143 213L140 214L139 213ZM162 213H163V215H162ZM191 213H193V214H191ZM199 214H201V215H199ZM166 215H168V216H166ZM172 217H174V218H172ZM177 217H178V220L176 219ZM185 217H189L190 220H188L189 218H187V220H186ZM202 219H203V221H202ZM182 220H183V222H182ZM173 221L175 223H173ZM180 222L182 223L181 225L179 224ZM228 226H231V227L227 228ZM144 227H145V229H144L145 231L148 229L150 231L145 233V231L142 229ZM220 227L223 230L220 229ZM171 228H173V229H171ZM138 231H140V233H142V234H138ZM243 232L245 235L243 234ZM81 235H84L85 237H87L88 240L81 241L80 240ZM208 237H209V239H208ZM215 237L217 240H215V241L210 240V239H215ZM77 250L80 251L81 253L80 252L78 253ZM128 257L130 259H128ZM131 257L135 258L134 259L135 261H136V259H138L136 261V263H134V260L132 262L131 259H133V258H131ZM222 260H223V262H222ZM247 260H248V263L246 262Z\"/></svg>","mask_w":264,"mask_h":264}]
</instances>
